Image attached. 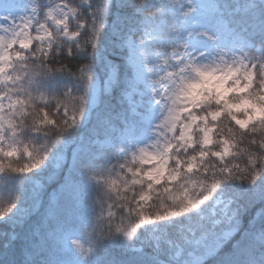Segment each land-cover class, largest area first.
I'll use <instances>...</instances> for the list:
<instances>
[{"label": "snow or ice", "instance_id": "6c2138e0", "mask_svg": "<svg viewBox=\"0 0 264 264\" xmlns=\"http://www.w3.org/2000/svg\"><path fill=\"white\" fill-rule=\"evenodd\" d=\"M0 264H264V0H0Z\"/></svg>", "mask_w": 264, "mask_h": 264}, {"label": "trees", "instance_id": "16d2710c", "mask_svg": "<svg viewBox=\"0 0 264 264\" xmlns=\"http://www.w3.org/2000/svg\"><path fill=\"white\" fill-rule=\"evenodd\" d=\"M117 111H121V109L117 107ZM113 131H115L116 133L119 132V123L115 120L112 128L105 129L101 127L97 129L99 138L105 137L107 134H110ZM42 181L44 182V188L42 190H39V195L46 208L51 194L53 193L54 189L58 186L59 179L57 177H53L52 180L42 178ZM58 215L61 222L69 223L72 228L77 232L81 231L83 222L78 211V205L75 201H66L60 208ZM53 223H55V221H53Z\"/></svg>", "mask_w": 264, "mask_h": 264}]
</instances>
